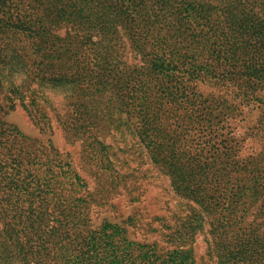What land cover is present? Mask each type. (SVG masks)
Returning a JSON list of instances; mask_svg holds the SVG:
<instances>
[{
	"label": "trees",
	"instance_id": "1",
	"mask_svg": "<svg viewBox=\"0 0 264 264\" xmlns=\"http://www.w3.org/2000/svg\"><path fill=\"white\" fill-rule=\"evenodd\" d=\"M125 42L143 65L128 62ZM183 48L187 53L174 50ZM197 57L204 61L184 71L187 80H208L264 105L256 94L264 84V0H0V264H137V247L117 225L105 224V233L79 225L87 206L68 197L83 182L51 140L39 146L38 138L3 120L5 107L19 103L45 132L49 116L38 99L51 90L67 101L70 136L102 144V127L123 124L165 168L175 192L195 200L183 230L175 228L168 239L175 244L170 257L186 251L179 247L193 242L205 213L208 248L218 264H264V155L233 158L231 132L217 149L212 140L219 129H210L203 144L213 157L211 165L203 163L198 154L177 151L188 135L166 121L178 119L170 108L179 104L176 109L211 116L217 99L196 93L192 99L188 86L174 89L175 72H183L177 61L188 65ZM103 93L109 98L101 108L97 95ZM258 123L251 136H259ZM208 167L215 170L210 197L201 184L191 187L207 177ZM138 248L147 255L142 264H156Z\"/></svg>",
	"mask_w": 264,
	"mask_h": 264
},
{
	"label": "rangeland",
	"instance_id": "2",
	"mask_svg": "<svg viewBox=\"0 0 264 264\" xmlns=\"http://www.w3.org/2000/svg\"><path fill=\"white\" fill-rule=\"evenodd\" d=\"M64 29H60L59 32L62 34ZM150 46L147 47L150 48ZM172 47L168 46L167 49H173ZM185 49L174 50L179 55V53H187ZM125 57L130 63L138 65L144 63L141 55H135L127 42H125ZM194 60L188 65L182 62V59L177 61L176 65L183 72H175L178 77H174L177 81L174 89L188 86L192 99L196 93L200 100L206 101L212 98L217 100L210 105V117L203 116L201 111L193 112L189 108L176 109L182 107L180 104L170 108L178 119L175 121L169 118L166 120L167 123L172 125V129L177 128L178 132H186L188 135L187 141L184 137L179 140L177 151L188 152L190 156L198 154L201 162L211 165L213 150H210L209 146L204 145L203 142L211 138L210 129H219L218 137L212 140L217 149L224 134L231 132L234 137L233 158L262 157L264 155V105L257 101L244 102L237 99L233 96L234 92H229L220 84H214L208 80L200 82L187 80L190 76L184 71L189 69L192 63L199 64L204 61L200 57ZM256 94L264 98V84L256 87ZM46 96L47 98L38 99L49 116V128L45 132H41L39 125L31 119L19 103L12 109L5 107L3 120L16 126L22 133L38 138L39 146H43V143L50 139L60 158L69 163L72 170L81 177L83 185L75 186L68 197L70 202L74 197H81L87 206L85 214L79 215L82 221L79 225L84 223L86 228L95 229L96 232L102 229L103 233L108 231L105 224L117 225L122 232L124 231L123 234L131 245L137 247L132 255L137 264H142L140 260L147 258V255H139L138 244L143 246V250H148V254L156 264H218L217 258L208 248L212 237L209 233L210 220L205 213L203 226L195 230L193 242L184 241L179 247L186 251L169 256L170 251L175 247V244L168 240L171 233L176 232L175 228L182 229L181 223L192 215L191 207L197 208L198 205L195 200L175 192L165 168L151 161L146 149L132 134L130 128H126L121 122L118 129L116 124L109 128L102 127L103 134L100 136L102 144L95 142L90 145L84 142L83 138L70 136L71 132L66 130L67 122L64 119L68 112L67 101H64V98L54 90L47 92ZM97 97L101 101L100 107L104 108L109 94H98ZM2 103L5 102L2 101ZM114 104L115 99L110 103V107ZM186 117L194 121L182 120ZM205 118L210 119V122H203ZM218 118L223 119V128L216 126ZM258 121L263 123V127L260 126L259 136H251L252 131L259 127ZM101 123L104 124V122ZM180 156L183 157L184 154ZM182 160L186 159L182 158ZM262 165L264 171V163ZM216 169H218L217 173L223 172L224 165ZM212 173H215V170L212 171L208 167L205 174L207 177L203 178L204 182L197 183L198 178H196L191 187L195 189L201 184L200 188L204 189L210 197L211 190L216 186L209 180ZM218 182H216L217 185H222V178ZM80 202L82 205L83 202ZM252 217L253 213H250L249 218L252 219ZM102 262L108 263L106 260Z\"/></svg>",
	"mask_w": 264,
	"mask_h": 264
}]
</instances>
